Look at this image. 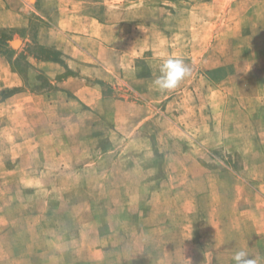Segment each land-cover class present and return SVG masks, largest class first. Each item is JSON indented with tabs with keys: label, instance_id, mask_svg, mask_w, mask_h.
Returning <instances> with one entry per match:
<instances>
[{
	"label": "rangeland",
	"instance_id": "obj_1",
	"mask_svg": "<svg viewBox=\"0 0 264 264\" xmlns=\"http://www.w3.org/2000/svg\"><path fill=\"white\" fill-rule=\"evenodd\" d=\"M0 7L21 8L18 26L0 25V54L21 80L0 90V102L21 88L37 95L19 124L10 104L0 105V264H188L192 253L200 258L209 241L201 212L211 208L203 199L208 192L200 190L209 181L234 179L252 161L233 149H202L187 135L195 126L169 119L178 107L170 102L192 100L193 85L217 80L199 78L206 75L202 65L218 62L216 55L205 64L191 59L205 47L232 63L252 50L264 61V0H0ZM69 38L78 46L69 48L76 58L58 48ZM32 42L61 51L63 64L32 56L18 61ZM169 56L182 58L191 71L177 88L161 91L153 81ZM79 65L108 75L86 77L102 89L94 109L58 85L78 76ZM255 78L264 84V73ZM229 90L226 115L233 127L238 102ZM125 100L136 102L131 113L143 114L136 107L150 103L144 111L152 119L139 126L133 120L124 135L114 121L127 110ZM191 158L199 162L191 189L198 198L187 228L189 190L173 188L172 177ZM93 162L94 170H78ZM190 242L195 252L187 251ZM74 249L78 260L72 262Z\"/></svg>",
	"mask_w": 264,
	"mask_h": 264
},
{
	"label": "crops",
	"instance_id": "obj_2",
	"mask_svg": "<svg viewBox=\"0 0 264 264\" xmlns=\"http://www.w3.org/2000/svg\"><path fill=\"white\" fill-rule=\"evenodd\" d=\"M16 10L12 11L0 7V25L18 26L20 20L18 11L21 8ZM77 39L78 37L75 38V40ZM61 40L62 43L65 42L66 47L57 42L60 45L58 48L69 59L71 57L76 58L69 48L76 49L77 44L76 46L72 45V38ZM207 49L208 47L203 49L199 54L200 57L192 54L191 59L195 63L202 62L205 64L208 58L216 55L218 62L210 66L202 65L206 75L204 77L200 74L199 78L204 80L206 76L213 78L217 76V80L206 79V82L203 81L204 84L200 86L198 84L193 85L189 90L193 95L192 100L182 96L174 98L170 105L176 104L178 106L176 107L177 113L169 115V119L176 124H182V120L189 121L192 126H195L196 133L193 135L187 132V135H192L189 138L196 139L202 149L208 151L216 147H223L228 153L232 152L230 150L233 149V152H238L252 162L244 164L238 172H234L235 176L232 175L234 179L219 182L209 181L200 190V192H208L203 196V199L205 205L210 204L211 206L210 210L201 212L205 222H209L207 236L209 241H204L206 246L204 245L203 254L200 258H196L195 254L192 253L190 256L192 261L188 264H234L233 255L239 250H243L250 257L255 258L257 264H264V84L260 81L257 82L255 78L259 77L261 72L264 73V61L260 58L261 55L258 50H252L236 58V62L232 63L225 60V53L216 54L212 52L208 54ZM238 60L240 61L238 62ZM43 64L52 65L53 63L46 62ZM79 66L78 76L68 77L59 82L58 85L71 91L76 96L78 103L94 109L102 102V89L95 83L86 84V77L93 74L98 78L102 76L107 78L108 75H103L104 73H101L100 68L92 65ZM69 67L71 68V65ZM107 72L113 75L110 70ZM230 77H233L232 80ZM137 81L143 82L144 79L138 78ZM20 85V77L12 72L8 61L0 54V90ZM231 88H233L234 96L238 102L234 111L233 127L226 115L225 101ZM183 91L185 92V90ZM36 96L21 88L0 102V105L10 104V109L13 112L12 121L19 124L18 116L31 111L32 102ZM121 103L128 106L125 107L127 110L124 111L122 119H115L114 121L117 131L121 134L125 135L129 131L133 120L134 124L139 126L146 120L152 119V116H148L144 111L148 107L152 108L150 103H139V106L136 107L140 108L139 110L143 109V114L131 113V108L136 105V102L125 100ZM154 108L155 114L162 113L160 110L157 112L156 106ZM116 115L119 116V112ZM136 119L139 120L135 122ZM188 150L185 153L182 151L180 153L189 154ZM106 154L108 153L104 152V155ZM27 155L28 153L25 156ZM187 163L189 164L176 166L174 177H172L174 180L172 187L181 186L189 190L185 200L188 207L185 210L188 228V226L191 227L190 221L195 213V203L196 198H198V195L191 189L194 188V170L199 166V162L197 159L191 158ZM93 164L95 162L82 165L78 170L83 171L86 166H90L91 170H94ZM245 172L252 173V175L245 174ZM0 220H3L2 214H0ZM192 249L195 252V244L190 242L187 251L191 253ZM73 252L74 255L70 257L72 262L78 260L75 255L77 249H74ZM78 252L80 251L78 250ZM93 252H99V250L94 249Z\"/></svg>",
	"mask_w": 264,
	"mask_h": 264
},
{
	"label": "clouds",
	"instance_id": "obj_3",
	"mask_svg": "<svg viewBox=\"0 0 264 264\" xmlns=\"http://www.w3.org/2000/svg\"><path fill=\"white\" fill-rule=\"evenodd\" d=\"M159 75L153 81L155 87L161 91L174 90L181 81L190 74V68L179 57H167L159 65ZM234 264H257L255 258L245 251L239 250L233 255Z\"/></svg>",
	"mask_w": 264,
	"mask_h": 264
},
{
	"label": "trees",
	"instance_id": "obj_4",
	"mask_svg": "<svg viewBox=\"0 0 264 264\" xmlns=\"http://www.w3.org/2000/svg\"><path fill=\"white\" fill-rule=\"evenodd\" d=\"M24 50L26 52H21L20 55L16 58L18 61L24 59L26 56H32V58L36 61H51L63 64V61L61 60V51H59L55 47L41 45L37 42H32L27 44ZM11 64L18 73L23 74V70L18 69L17 65L14 62H11ZM26 64L30 66L28 62ZM37 78L45 82V85L50 84L49 81L46 78H43L41 75H37Z\"/></svg>",
	"mask_w": 264,
	"mask_h": 264
}]
</instances>
